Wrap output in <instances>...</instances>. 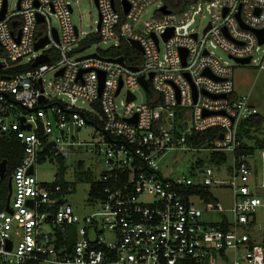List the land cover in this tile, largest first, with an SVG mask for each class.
I'll return each instance as SVG.
<instances>
[{
    "label": "built area",
    "instance_id": "1",
    "mask_svg": "<svg viewBox=\"0 0 264 264\" xmlns=\"http://www.w3.org/2000/svg\"><path fill=\"white\" fill-rule=\"evenodd\" d=\"M79 1L0 0V134L24 147L10 178L11 212L0 210V264H264L257 223L264 179L236 155L240 124L260 114L234 82L237 60L264 69V43L254 33L264 31V0H198L168 13L163 0H90L99 12L92 34L73 24L72 3ZM90 36L99 41L85 47ZM122 41L141 46L132 47L138 64L104 56ZM41 56L48 61L34 67ZM120 58L124 64L115 62ZM85 127L95 131L90 140L80 138ZM212 128L218 137L205 148L189 142ZM178 151L227 154L230 166L223 172L207 161L199 166V159L188 176H164L160 163ZM79 154L101 165L99 179L91 165L89 180L83 177L90 184L86 203L98 207L84 216L68 201L76 187L66 179L70 158ZM260 156L264 165V150ZM58 157L65 158L66 188L55 185L57 172L51 183L36 175L41 158ZM214 190L229 193L232 218L205 223L199 206L219 209Z\"/></svg>",
    "mask_w": 264,
    "mask_h": 264
},
{
    "label": "rangeland",
    "instance_id": "2",
    "mask_svg": "<svg viewBox=\"0 0 264 264\" xmlns=\"http://www.w3.org/2000/svg\"><path fill=\"white\" fill-rule=\"evenodd\" d=\"M18 0H9V2L14 5ZM161 4H156L149 7L142 16V20L146 21L153 17V15L158 11ZM72 8L74 13L72 15L73 24H75L81 31L85 34L96 33L98 29L99 22V12L96 5L90 0H81L77 4L72 3ZM207 19H203L200 23L197 22L195 29L202 32L205 27ZM52 25L57 28V20L52 18ZM100 48L106 49L109 45L100 44ZM97 50V46H93L92 49L87 53H94ZM218 56L222 57L224 61H229L227 56L218 52ZM260 54V53H259ZM257 54L255 58H259L260 55ZM52 79V75H48L46 80ZM234 82L235 90L241 95H249L250 102L256 106L259 111L260 116L264 121V69H260L256 64L241 66L236 65L234 67ZM123 97H119L118 103L121 102ZM95 131L90 127H85L80 131V138L85 140H90ZM259 135H264V122L261 127V133ZM199 159H207V155L204 153H194L191 151H178L175 153H170L168 157L160 163L161 172L164 176L174 178L182 175H189V169L191 165L196 163ZM83 161L86 168L92 166V175L95 179H99L101 175V165L95 159H90L86 154L74 155L70 158V167L68 168V174L66 179L74 184L76 187V194L68 198V201L74 206L76 212L80 216L89 215L93 212L98 211V207L92 208L87 205L86 200L89 192L90 184L83 179V174L85 170L78 167L77 161ZM251 165L255 170V175L257 179H264V165H262V160L260 152H257L254 158L249 159ZM91 165V166H90ZM230 166V158L227 163L222 165V171ZM57 171V166L53 162H46L37 166L36 175L40 181L52 182L54 181V176ZM214 195L218 198L219 209H207L205 205H200V209L203 212L202 220L205 223H218L222 221L225 217L232 218V201L227 191L217 192L213 191ZM257 223L264 228V213L260 212L257 216Z\"/></svg>",
    "mask_w": 264,
    "mask_h": 264
},
{
    "label": "trees",
    "instance_id": "3",
    "mask_svg": "<svg viewBox=\"0 0 264 264\" xmlns=\"http://www.w3.org/2000/svg\"><path fill=\"white\" fill-rule=\"evenodd\" d=\"M198 0H163L164 5L170 11L176 12L181 10L188 2H195ZM99 39L96 36L88 37L84 46L89 47L94 43H97ZM112 56V57H123L127 64L134 65L138 64L139 53L134 50L130 45L126 42H121V47L114 52L106 53L104 52V56ZM236 94L234 95V97ZM263 118L258 115L246 121H243L239 127L238 133V142L240 146L237 149L236 155L243 156L247 159L254 158L257 152L264 150V135H259L261 133V127L263 125ZM219 128H212L206 132H202L198 134V136L194 139H190V143L195 145L197 148H205L206 141H210L216 139L218 137ZM23 145L18 141V139L14 135H1L0 134V164L3 161L7 163V174L1 180V194H0V210H4L6 207V201L8 196V182L11 178V174L15 166L20 162L23 155ZM208 164H214L216 166L224 165L228 161L227 154L214 153L210 156V158L203 159L200 161L199 166L203 167L205 162ZM46 161L44 158H41L39 164H44ZM57 166V180L55 185H61L63 188H66L67 183L65 181V174L67 172V167L65 164L64 157H58L52 161ZM78 167L84 170L83 162L78 163ZM90 174L87 169L84 171L82 177H85L89 180ZM50 186V185H48ZM199 194H202V197L206 201L213 200V197L204 192L201 187L196 188Z\"/></svg>",
    "mask_w": 264,
    "mask_h": 264
},
{
    "label": "water",
    "instance_id": "4",
    "mask_svg": "<svg viewBox=\"0 0 264 264\" xmlns=\"http://www.w3.org/2000/svg\"><path fill=\"white\" fill-rule=\"evenodd\" d=\"M162 12L164 13H168L169 11L167 10V7L164 6L162 9H161ZM126 12H127V8H126ZM4 14H5V8H4ZM42 21V19H39V22ZM254 33L258 36L259 38V42L260 44H263L264 43V31H254ZM171 35V32L166 34L165 38H168L169 36ZM48 44V40L45 38L41 41H39L37 44H36V50H39V49H42L44 48L46 45ZM130 44L131 46L142 52V48L141 46L135 42V41H130ZM91 57L95 58L97 57L96 55H92ZM90 58V57H88ZM48 61V58L46 56H41L39 57L36 62L34 63V67L38 66L39 64H43V63H46ZM109 62L113 61V60H107ZM115 62H118L120 64H124L123 62V58H120V59H117L115 60ZM237 62L241 65H249L250 63V59H245V60H237ZM2 65L0 64V69H2ZM131 70L133 71H137V68H131ZM104 75L105 74H102L101 77H102V85H103V79H104ZM140 82L142 83L143 87L145 88V90H148V85H147V82L141 78L140 79ZM102 87V86H101ZM122 87V84H120V87H119V90L117 92V94L119 93L120 89ZM134 100V97H129V100ZM21 121L23 122V119H21ZM28 130H30V126H27L26 127ZM6 161H3L1 164H0V178L3 179L5 177V172H6ZM87 171H90V168L87 169ZM34 170H33V167L30 168V170L28 171V174H33ZM8 189H9V195H8V198H7V206H6V211L8 212H11L10 211V208H9V203H10V198H11V193H12V188H11V181L9 180L8 182ZM9 248L11 247V244H9L8 246Z\"/></svg>",
    "mask_w": 264,
    "mask_h": 264
},
{
    "label": "crops",
    "instance_id": "5",
    "mask_svg": "<svg viewBox=\"0 0 264 264\" xmlns=\"http://www.w3.org/2000/svg\"><path fill=\"white\" fill-rule=\"evenodd\" d=\"M237 95H238L239 97H241V96H245V95H241V96H240L238 93H237Z\"/></svg>",
    "mask_w": 264,
    "mask_h": 264
}]
</instances>
